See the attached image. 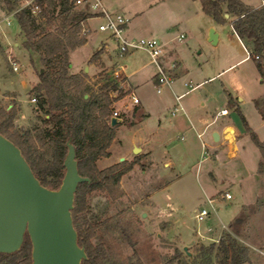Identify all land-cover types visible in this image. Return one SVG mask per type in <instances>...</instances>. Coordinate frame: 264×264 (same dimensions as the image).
<instances>
[{
	"label": "rangeland",
	"instance_id": "374dc122",
	"mask_svg": "<svg viewBox=\"0 0 264 264\" xmlns=\"http://www.w3.org/2000/svg\"><path fill=\"white\" fill-rule=\"evenodd\" d=\"M105 2L108 8L129 19L126 29L129 37L155 38L161 42L163 54L168 58L166 69H173L175 62L179 66L175 70L178 76L171 84L163 85L161 92H156L151 77L158 68L142 49L120 56L107 34L91 31L86 35L87 42L70 52L74 71L85 67L89 55L91 58L92 54L100 52L87 62L89 72L93 71L91 64L95 65L92 77L85 72L94 90L107 80L125 78L121 73L113 75L121 66L124 73L129 74L140 99L139 114L149 115L148 128L155 129L161 121L165 124L163 128L169 129L165 141L160 142L151 155L150 151L133 152L131 125L137 122L139 115L134 114V107L122 106V98L133 91L125 79L123 90L130 88V91L112 103V108L121 112L122 123L115 129L108 148L109 156L99 158L96 165L104 169L123 158L122 161L132 163V167L120 177L118 192L113 195L94 192L89 198L85 217L90 221L96 219L98 223L92 242L102 247L107 264L129 261L137 264H221L222 255L216 248L210 250V245L218 244L221 235L228 231L249 249L248 260L242 264H264V172L260 173L262 176L257 174L260 156L256 146L245 138L237 157L222 156L216 160L214 153L223 147L216 151L209 146L203 149L201 140L212 144V131L217 127L208 128L200 140L190 123H196L192 111L204 120L222 107L229 110V119L238 117V111L228 105L227 95L249 123H257L258 109L250 97L264 92V78L260 77L254 61L243 59L227 68L245 53L232 35L228 22L217 23L203 13L199 0ZM3 15L5 13L0 11V107L16 108L14 125L24 132L42 116L33 110L35 102L28 97L37 75L23 47L15 15ZM210 30L218 35L214 44L209 40ZM9 57L17 60V72L12 70ZM211 76L214 77L208 80ZM203 79L206 81L202 85L176 99L177 93L190 87L184 86L185 82L193 86ZM112 94L117 95L116 92ZM169 106L171 109L182 106L186 113L182 116L186 122L184 128L179 129L173 123L174 117L183 111L170 115ZM260 106L264 109V103ZM258 133L264 136V130ZM231 153L227 151L234 157ZM257 183L260 189L255 192ZM224 191L232 197H219ZM211 194L216 198L210 204ZM201 208L209 213L197 220L194 214ZM237 219L241 221L237 223Z\"/></svg>",
	"mask_w": 264,
	"mask_h": 264
},
{
	"label": "trees",
	"instance_id": "16d2710c",
	"mask_svg": "<svg viewBox=\"0 0 264 264\" xmlns=\"http://www.w3.org/2000/svg\"><path fill=\"white\" fill-rule=\"evenodd\" d=\"M41 13L33 16L28 9H19V0H0V11L14 14L19 25L22 44L28 52L31 67L37 82L28 91L35 98L33 110L42 114L39 121L20 132L15 128L16 108L0 107V133L16 144L40 183L48 188L59 187L65 172L63 160L67 152L66 142L70 138L75 149L78 172L90 182L78 185L74 206L71 210L73 225L79 245L84 246L87 258L81 264H107L102 247L95 245L98 223L87 220L89 198L94 192L113 195L117 191L120 177L131 169L132 163L120 161L104 169L96 162L109 156V146L114 139L118 124H110L112 103L128 93L123 90L125 78L107 80L96 90L85 72H71L70 52L87 42L81 34L83 10L77 9L72 0H37ZM201 10L217 23H225L224 14H229L233 32L241 39L254 61L261 78H264V4L249 7L241 0H199ZM100 52L92 54L96 57ZM116 92L114 96L112 93ZM264 96L254 104L264 121ZM232 106V105H230ZM121 123V122H120ZM244 130L260 154L257 172H264V140L252 131L243 120ZM118 192V191H117ZM239 219L236 220L238 223ZM216 245V246H215ZM222 255L221 264H242L248 260L249 249L240 244L228 231L218 244L212 243ZM31 242L25 235L19 250L0 253V264H29ZM114 264V263H112ZM126 264H137L129 261Z\"/></svg>",
	"mask_w": 264,
	"mask_h": 264
},
{
	"label": "water",
	"instance_id": "95a60500",
	"mask_svg": "<svg viewBox=\"0 0 264 264\" xmlns=\"http://www.w3.org/2000/svg\"><path fill=\"white\" fill-rule=\"evenodd\" d=\"M209 40L217 41L213 30ZM117 123L111 118L112 126ZM212 137L219 138L217 132ZM66 146L64 175L59 187L51 189L40 183L20 148L0 133V253L16 252L27 235L29 264H81L87 258L84 246L78 244L71 210L78 185L90 180L78 172L70 138ZM139 150L135 146L133 152Z\"/></svg>",
	"mask_w": 264,
	"mask_h": 264
},
{
	"label": "crops",
	"instance_id": "0c3cea01",
	"mask_svg": "<svg viewBox=\"0 0 264 264\" xmlns=\"http://www.w3.org/2000/svg\"><path fill=\"white\" fill-rule=\"evenodd\" d=\"M244 4H246L247 6L249 7H259L261 5H263V2L264 0H241ZM106 4V2H105ZM107 6V4H106ZM110 9V8H109ZM112 10V9H111ZM6 15V14H5ZM3 15V16H5ZM226 18V22H228L229 24V27H230V30L232 32V35H234V37L236 38L240 48L242 49V51L245 53V55L237 60L235 63H232L231 65H229L227 68H230L232 67L234 64L240 62L241 60L243 59H251L248 54H247V48L245 47V45L243 44V42L241 41V39L237 36V34L235 32H233L232 30V27L229 23V21L232 19V17L228 14V17H225ZM181 35V34H180ZM180 38V36H179ZM217 40H218V35H217ZM107 47V45H105ZM100 49V48H99ZM104 54V53H103ZM102 57V54L100 55ZM90 55L87 57V59L85 60V67L82 69H79V70H73L72 69V63H71V72L73 73H77L79 72L80 70H83L84 72H86L90 77H92L93 73H94V64L90 63L92 68H93V71L92 72H89V65H87V62L88 60L90 59L89 58ZM168 58H167V54H163L160 58H159V63L161 65V67L166 70V71H169L170 75L172 76V80L175 79L176 76H178V73L175 71L177 68H178V64L177 62H175V67L172 69V68H165L166 65L165 63L167 62ZM121 67V66H120ZM85 68H87V71H85ZM119 68V67H118ZM122 68V67H121ZM121 74L123 75V77H125V79H127V82L129 84L130 87L133 88V93L135 94L134 92V85L131 83L130 81V77L128 76L129 74H125L124 71H123V68L122 70H120ZM157 73V72H156ZM156 73H154L151 77V80L156 84ZM217 75V74H216ZM214 76H211L208 78L211 79L213 78ZM206 81V79H203V80H199L195 85H193L192 87L195 88L199 85H202L204 82ZM131 88V89H132ZM184 91H180L179 93H177L178 95L184 93ZM190 92V91H189ZM136 95V94H135ZM178 95H175L178 96ZM186 95V94H185ZM137 96V95H136ZM184 96V95H183ZM228 96V100H227V103L228 105H232V108L233 109H236L238 111V117H235V119H229V110H228V114L227 115H223V116H217L215 118V113L218 112H212L211 113V118L209 119H204L202 120V117H200V115H198L197 112H193L192 111V116L194 117V120L196 121V123H191V126L192 128H194L195 132H196V135L197 137L201 140L203 138V136L206 134V131L208 128H210L211 126H216L217 128H214L213 131H212V135L214 132H217L219 138L217 141H215L213 139V143L212 144H208L206 143L205 141H202L201 140V146L203 143L206 144V146H209L210 149H214V151H216L218 148L220 149L221 147V150H218L214 153L215 157H216V160L220 159L222 156H225L226 158H235L237 157V152L239 150V147L240 146H243V143L245 142V138H249V135L245 132L244 130V124H243V120L247 123V125L249 126V128L254 131L258 137H260L259 139L262 138V140H264V136L261 137V135L259 136V130H264V121L262 120L261 118V115L259 114L258 112V115H259V121L257 123H255L254 125L249 123L247 121V119L245 118V116L243 114L240 113V108L239 106L233 102V100L230 98L229 95ZM264 96V92L261 93V94H255V95H252L250 97V100L252 101V103H254V100H257V99H260ZM138 97V96H137ZM181 98V97H180ZM179 100V99H178ZM201 105H204V102L201 101L200 103ZM255 105V104H254ZM135 108L134 110V114H137L139 115L138 116V120L136 123L132 124L131 127L133 128V135H132V139H131V146L132 147H138L143 153L145 152H148L150 151V155L153 153V151L155 150V147L160 143V142H164L167 135H168V132H169V129L168 128H163V124L161 121H159V124L158 126L155 128V129H149L148 126L146 125L147 123V120H148V113H141L139 114V110H140V99H139V103L137 105H134L132 106ZM182 107V106H180ZM175 108H179V107H173L171 109V106H169L168 108V114L170 112V115H174L176 112L180 111V110H177L174 114H172V111L175 109ZM223 108H227V107H222L220 109H223ZM219 109V110H220ZM183 113H180L179 115L175 116L174 117V120H173V123L175 125V127L179 128V129H182L186 126V122L184 120V118L182 116L186 115V113L184 112V110L182 109ZM191 114V113H190ZM191 117V115H190ZM226 117V118H225ZM228 117V118H227ZM118 120V123H120L122 121L117 119ZM122 123V122H121ZM120 123V124H121ZM119 124V125H120ZM195 124V125H193ZM118 125V126H119ZM117 126V128H118ZM162 131H161V130ZM203 130H205V133L204 135L202 136H198V134H200ZM155 135V136H153ZM251 140V139H250ZM248 141V140H247ZM252 141V140H251ZM254 144V143H253ZM203 148V147H202ZM204 149V148H203ZM216 149V150H215ZM229 150V152H232L231 155L235 156L234 157H231L230 155L227 154V151ZM258 150V149H257ZM259 153V151H258ZM142 155V154H141ZM260 156V154H259ZM215 160V161H216ZM214 167H217V166H214ZM259 176H262L261 174L257 173ZM260 186H258V183L255 185L254 189H255V192L257 191V189L259 188ZM260 189V188H259ZM224 192H228V191H224ZM223 192V193H224ZM212 195V194H211ZM219 197H221V194L218 195ZM232 197V196H231ZM212 199H215L216 197H214V195H212V197H210Z\"/></svg>",
	"mask_w": 264,
	"mask_h": 264
},
{
	"label": "built area",
	"instance_id": "2783aa9c",
	"mask_svg": "<svg viewBox=\"0 0 264 264\" xmlns=\"http://www.w3.org/2000/svg\"><path fill=\"white\" fill-rule=\"evenodd\" d=\"M74 7L77 9L83 10L85 12V17L81 21V34L87 35L89 32L95 33H105L109 36L110 39L114 41L117 47V53L122 56L134 52L135 50L142 49L148 56L149 61L154 63L158 71L156 73V92H161V87L163 85H170L172 82V76L169 71L164 70L160 63L159 58L163 55L162 44L158 39L155 38H131L128 36L126 29L129 19L119 11L109 9L105 0H72ZM264 4V2H263ZM28 9L33 16H38L41 13V5L37 0H19V9ZM16 10L10 14L14 15ZM95 22V24H93ZM183 35H180L182 38ZM248 54V51H247ZM8 61L12 67V70L17 72L19 70V65L16 59L9 57ZM174 68L175 65H172ZM122 70L121 67L117 68L113 75L118 76ZM184 86L189 87L185 90L184 93L176 96V99H180L184 94L188 93L193 89L190 85V82H185ZM122 106L127 108L129 106H134L139 103V98L131 92L127 95L126 98H122ZM32 102H35V98H31ZM177 110H182V107L175 108L172 111L174 114ZM228 114V109L223 108L215 113V118L217 116H223ZM110 118H116L121 120V112L118 109H113L111 111ZM205 130H203L198 136L204 135ZM206 144L203 143L202 147L205 148ZM223 199H230L231 194L229 192H224L221 195ZM208 202L211 204L213 202L212 198L208 199ZM209 211L206 208H201L196 211L194 217L197 220H202Z\"/></svg>",
	"mask_w": 264,
	"mask_h": 264
}]
</instances>
